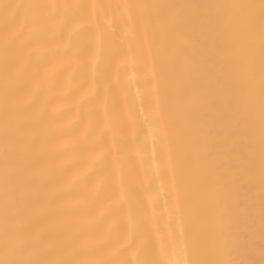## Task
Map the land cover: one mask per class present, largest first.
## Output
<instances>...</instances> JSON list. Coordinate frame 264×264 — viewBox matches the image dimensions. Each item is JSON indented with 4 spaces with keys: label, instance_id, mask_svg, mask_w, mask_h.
<instances>
[{
    "label": "bare ground",
    "instance_id": "bare-ground-1",
    "mask_svg": "<svg viewBox=\"0 0 264 264\" xmlns=\"http://www.w3.org/2000/svg\"><path fill=\"white\" fill-rule=\"evenodd\" d=\"M171 2L248 0H0L43 6L10 10L16 18L7 33L0 9V177L7 88L27 163L20 186L27 226L54 249L49 260L69 252L80 264H219L229 258L219 214L224 185L245 152L230 113L251 71L258 134V11L255 40L243 43L238 55L220 31L201 35L210 74L189 124L163 70L155 11L139 7ZM239 201L258 225V167ZM3 229L0 185V236ZM261 259L257 253V264Z\"/></svg>",
    "mask_w": 264,
    "mask_h": 264
},
{
    "label": "snow or ice",
    "instance_id": "snow-or-ice-1",
    "mask_svg": "<svg viewBox=\"0 0 264 264\" xmlns=\"http://www.w3.org/2000/svg\"><path fill=\"white\" fill-rule=\"evenodd\" d=\"M43 7L41 5L0 4L3 10L4 30L8 32L20 8ZM154 10V22L158 38L164 47L166 61L164 73L171 78L176 103L187 123L196 120L198 104L203 99L210 70L207 68L200 39L206 30L220 31L227 43L238 55L243 43H252L256 36L257 11L259 39L261 47V74L259 92V131L255 120L256 92L251 71L244 74L241 96L230 119L234 123V134L244 138L242 159L236 171L228 177L224 185L221 201L220 224L223 246L228 259L219 264H257V253L264 264V0H248L245 3H158L140 5ZM7 53V48L5 49ZM8 90L5 89L3 128V173L0 185L3 192L4 229L0 236V264H80L72 258L49 260L54 249L44 247L45 239L27 226L28 205L20 186L24 182L26 161L22 157L19 137L13 130L14 110L7 103ZM206 162L211 171L212 151ZM259 168L261 186V206L259 224L249 210L245 213L239 201V190L245 183H253ZM68 246L65 245V248Z\"/></svg>",
    "mask_w": 264,
    "mask_h": 264
}]
</instances>
